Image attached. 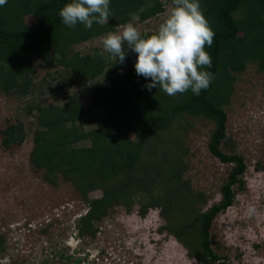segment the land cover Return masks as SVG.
I'll list each match as a JSON object with an SVG mask.
<instances>
[{
    "label": "trees",
    "instance_id": "16d2710c",
    "mask_svg": "<svg viewBox=\"0 0 264 264\" xmlns=\"http://www.w3.org/2000/svg\"><path fill=\"white\" fill-rule=\"evenodd\" d=\"M70 0H7L0 6V91L26 95L36 55L52 57V63L66 72L92 82L85 105L77 95H69L62 105L36 106L38 128L34 134L31 162L44 169L45 181L56 186L59 178L71 182L87 210L80 216L79 233L95 236L101 221L115 205L131 210L139 204L144 216L159 208L166 230L200 264H225V258L212 246L214 218L229 208L236 198V187L244 185L245 156L227 132L229 104L235 74L249 60L264 69V0H199L200 9L214 31L210 71L213 79L197 96L191 89L169 96L146 87L149 79L138 76L133 65L137 54L126 46L121 64L100 48L91 54H69L73 45L86 42L134 17L149 19L163 11L160 0H110L107 24L65 25L60 9ZM35 22L28 24L26 17ZM154 32H143L151 34ZM117 62V63H116ZM202 116L214 122L208 148L221 162L231 163L227 180L221 186V199L201 209L208 196L195 190L186 178L189 148L184 132L187 116ZM86 119L96 127L85 130L78 121ZM26 139L23 123L11 125L2 143L6 147ZM87 141V145H79ZM101 190L100 197L91 192ZM5 238L0 235V251Z\"/></svg>",
    "mask_w": 264,
    "mask_h": 264
},
{
    "label": "rangeland",
    "instance_id": "374dc122",
    "mask_svg": "<svg viewBox=\"0 0 264 264\" xmlns=\"http://www.w3.org/2000/svg\"><path fill=\"white\" fill-rule=\"evenodd\" d=\"M160 1L162 12L145 20L134 16L129 23L141 33L155 32L172 7V0ZM26 21L33 24L35 18L28 15ZM106 34L73 45L69 54L102 50ZM52 59L35 56L33 85L26 95L0 91V235L5 238L0 264H200L181 242L164 231L166 222L157 207L142 216L138 203L130 211L123 205L112 206L96 223L95 236H80L78 223L87 210L86 203L71 182L61 177L54 186L45 181L44 169L31 162L38 128L35 108L38 104L62 105L69 95H77L87 105L90 84L105 81L102 77L92 82L73 77ZM136 60L137 56L132 60L134 67ZM225 110L227 132L237 143V151L245 156L247 169L244 185L236 187L234 203L213 220L212 246L226 259L225 264H264V69L260 70L257 62L249 60L244 71L235 74ZM187 121L185 176L195 190L207 194L208 201L200 205L206 210L221 199L220 188L232 164L221 162L209 151L214 122L190 115ZM19 123L24 124L25 141L4 146L7 129ZM78 125L85 130L97 126L86 119L79 120ZM101 195V190L90 194Z\"/></svg>",
    "mask_w": 264,
    "mask_h": 264
},
{
    "label": "clouds",
    "instance_id": "9594fccd",
    "mask_svg": "<svg viewBox=\"0 0 264 264\" xmlns=\"http://www.w3.org/2000/svg\"><path fill=\"white\" fill-rule=\"evenodd\" d=\"M6 4L7 0H0V6ZM59 16L69 27L78 23L85 29L94 23L104 25L109 21L110 0H70ZM214 35L199 0H172V7L154 33L142 34L132 23L120 25L102 37L99 55L108 53L122 64L127 45L137 54L136 74L150 80L146 85L149 91L158 88L174 96L191 89L198 96L213 79V74L203 69L212 67L211 55L205 49L212 46Z\"/></svg>",
    "mask_w": 264,
    "mask_h": 264
}]
</instances>
